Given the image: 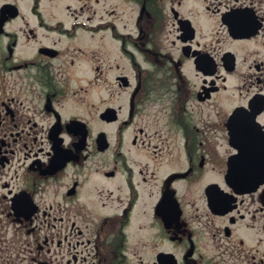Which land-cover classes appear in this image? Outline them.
I'll use <instances>...</instances> for the list:
<instances>
[{
  "label": "flooded vegetation",
  "instance_id": "obj_1",
  "mask_svg": "<svg viewBox=\"0 0 264 264\" xmlns=\"http://www.w3.org/2000/svg\"><path fill=\"white\" fill-rule=\"evenodd\" d=\"M263 55L264 0H0V264H264Z\"/></svg>",
  "mask_w": 264,
  "mask_h": 264
},
{
  "label": "rangeland",
  "instance_id": "obj_2",
  "mask_svg": "<svg viewBox=\"0 0 264 264\" xmlns=\"http://www.w3.org/2000/svg\"><path fill=\"white\" fill-rule=\"evenodd\" d=\"M128 14L131 15V16H134L136 14V12H130ZM166 43H167V46L169 47V38L166 40ZM222 46L223 47L225 46L224 41L222 42ZM255 57H257V56L256 55L251 56L250 59L252 60ZM252 71L254 72L255 70L252 69ZM241 72H245L246 74L247 73L249 74L248 66L240 68L239 71H238V74L236 76L230 77L229 81L227 82L228 89L225 92H222L220 94L221 98H223L226 101L227 104H229L231 101L234 100V96L235 95H238V91H235V87H236L237 84H240V81H238V80H240V78H241V76H240ZM234 93H236V94H234ZM226 109H227L226 106L222 105L219 108V113L223 114V112H225ZM226 147H227L226 145L223 146V148L221 150L223 152V154H224V150H226ZM170 149H172V148L169 147V150ZM171 153H173V157H176L178 155V154H176V151L172 152V150H171Z\"/></svg>",
  "mask_w": 264,
  "mask_h": 264
}]
</instances>
